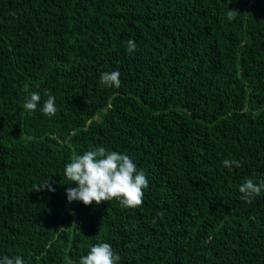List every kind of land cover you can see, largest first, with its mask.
<instances>
[{"label": "trees", "instance_id": "trees-1", "mask_svg": "<svg viewBox=\"0 0 264 264\" xmlns=\"http://www.w3.org/2000/svg\"><path fill=\"white\" fill-rule=\"evenodd\" d=\"M117 70L119 88L100 83ZM32 92L57 113L27 112ZM101 146L144 171L142 207L68 202L65 165ZM249 178L264 180V0H0V258L79 264L107 242L119 264H264Z\"/></svg>", "mask_w": 264, "mask_h": 264}, {"label": "clouds", "instance_id": "clouds-1", "mask_svg": "<svg viewBox=\"0 0 264 264\" xmlns=\"http://www.w3.org/2000/svg\"><path fill=\"white\" fill-rule=\"evenodd\" d=\"M239 13L235 10L227 12L229 22L233 21ZM137 44L129 39L127 42V51L134 52ZM100 83L105 87L119 88L121 86L120 72H102ZM47 99L41 103L39 92H32L25 100L23 108L29 113H35L39 110L43 115L51 118L58 109L56 98L50 93H46ZM226 168L233 166L239 168L240 161H223ZM64 175L70 183H75L76 187L66 190L68 202L80 201L85 206L95 203L99 205L102 202H111L113 199L127 209H136L143 206L144 190L149 187V182L143 170L137 168L134 161L123 153L108 150L101 146L92 150L74 155L71 162L64 168ZM55 189L45 180L39 185L36 191ZM264 191V180L259 183L253 179H246L240 186L239 192L241 199L251 204L256 196ZM121 257L116 253L110 243H97L90 248L87 255L81 256L79 264H119ZM0 264H24L21 256L5 255L0 258Z\"/></svg>", "mask_w": 264, "mask_h": 264}]
</instances>
